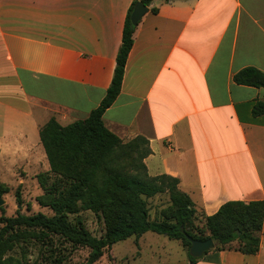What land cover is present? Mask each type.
<instances>
[{
	"label": "crops",
	"instance_id": "1",
	"mask_svg": "<svg viewBox=\"0 0 264 264\" xmlns=\"http://www.w3.org/2000/svg\"><path fill=\"white\" fill-rule=\"evenodd\" d=\"M133 0H0V164L50 165L40 127L86 118L106 94ZM158 7L157 12L151 7ZM134 31L105 125L149 140L151 175L179 178L198 211L264 200V0H153ZM196 264H264L260 249H210Z\"/></svg>",
	"mask_w": 264,
	"mask_h": 264
},
{
	"label": "trees",
	"instance_id": "2",
	"mask_svg": "<svg viewBox=\"0 0 264 264\" xmlns=\"http://www.w3.org/2000/svg\"><path fill=\"white\" fill-rule=\"evenodd\" d=\"M138 1L149 6L153 0H133L124 22L114 74L100 104L84 119L61 124L51 116L40 127V139L50 167L38 174L44 190L38 201L49 206L53 214L18 211L14 216H2L0 264H20L15 256L9 254L17 241L25 235L39 237L48 232L89 248L87 260L79 264H94L114 243L133 235L138 237L149 230L180 239L188 247L187 264H196L202 257L190 254L188 235L198 239L212 237L217 250L228 248L250 254L259 250L264 223L263 199L224 202L216 212L203 213L210 233L196 234L192 229L198 209L191 196L180 188L179 178L166 173H149L145 162L152 152L149 140L137 135L124 141L104 123L105 110L121 90L136 28L131 12ZM151 11L157 12L158 7L152 6ZM234 80L240 84L264 87V71L246 66L234 74ZM253 112L262 114L264 101H258ZM50 172L55 174V179L48 183ZM5 191L8 187L0 180V194ZM163 192L169 193L170 204L161 212V218L151 219L148 198ZM16 195L20 202L19 191ZM81 209H90L103 216V235L92 234L80 220H69L70 214ZM235 241L238 244L233 246Z\"/></svg>",
	"mask_w": 264,
	"mask_h": 264
},
{
	"label": "rangeland",
	"instance_id": "3",
	"mask_svg": "<svg viewBox=\"0 0 264 264\" xmlns=\"http://www.w3.org/2000/svg\"><path fill=\"white\" fill-rule=\"evenodd\" d=\"M45 171L47 170L43 169V166L12 168L11 165L0 164V180L8 187V191L0 194L3 199L0 205V218L14 216L18 211L26 214L37 212L53 214L49 206H43L38 201V196L44 193L38 174ZM54 179L55 174L50 172L48 183ZM17 191L21 198L20 202L17 199ZM169 204L168 192L148 198L150 218H161V212ZM68 217L72 222L80 220L96 236H101L105 232L103 216L90 209H81ZM1 225L0 223V227ZM192 230L196 234L210 233L201 211H198L194 219ZM237 244L238 242L235 241L232 245ZM9 254L15 256L20 264H79L87 260L89 248L76 245L60 234L48 232L39 237L25 235L17 241ZM188 262V247L180 239L149 230L138 237L133 235L114 243L105 249L102 257L94 264H187Z\"/></svg>",
	"mask_w": 264,
	"mask_h": 264
},
{
	"label": "water",
	"instance_id": "4",
	"mask_svg": "<svg viewBox=\"0 0 264 264\" xmlns=\"http://www.w3.org/2000/svg\"><path fill=\"white\" fill-rule=\"evenodd\" d=\"M149 10V7L144 4L142 1H138L132 12H131V20L137 25L142 16ZM3 203V199L0 197V205ZM188 239L191 241V245L189 248L190 254L195 257H200L204 254V252L215 247V241L212 237H208L206 239H198L193 238L188 235Z\"/></svg>",
	"mask_w": 264,
	"mask_h": 264
}]
</instances>
